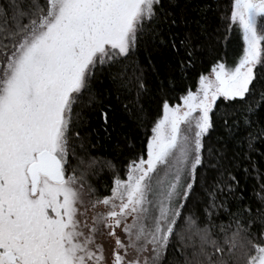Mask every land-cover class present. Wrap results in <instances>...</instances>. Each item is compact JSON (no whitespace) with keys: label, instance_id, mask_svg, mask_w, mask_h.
<instances>
[{"label":"snow or ice","instance_id":"snow-or-ice-1","mask_svg":"<svg viewBox=\"0 0 264 264\" xmlns=\"http://www.w3.org/2000/svg\"><path fill=\"white\" fill-rule=\"evenodd\" d=\"M260 158L264 0H0V264H264Z\"/></svg>","mask_w":264,"mask_h":264},{"label":"trees","instance_id":"trees-1","mask_svg":"<svg viewBox=\"0 0 264 264\" xmlns=\"http://www.w3.org/2000/svg\"><path fill=\"white\" fill-rule=\"evenodd\" d=\"M230 2L231 0H223V4L225 6H230ZM181 3H183V0H181ZM192 15L195 16V13H192ZM193 28H195V25H193ZM242 43V35L240 34L239 29L237 27L229 34L228 41L222 42L219 45L217 51L205 59L203 65H198L197 70L189 74V78L183 81L181 89L186 90L188 88H191L192 90H195L199 73L204 72L206 74L210 70L211 65L216 60H223L226 61L228 64H233L239 58V55L242 51ZM139 55L140 58L143 57V50H141V53ZM157 59L160 58L158 57ZM177 102H179V92L175 93L174 97L171 99V103L174 104ZM113 104L117 108V119H126V117L123 116L122 112H120L119 105H117L115 101H113ZM145 109L147 116L149 117L147 128L150 129L151 121L156 118V108L155 105L146 101ZM123 131L129 136V138L132 139L137 149H139L141 141L144 139L145 129L137 127L135 121L129 120ZM101 143L104 142L102 141ZM123 151L125 152V154H127L128 152L127 149H124ZM93 152L101 155H107L108 157L112 158L117 167L121 169V173H123V166L127 163V155H117L116 151H114L110 146L103 149H94ZM258 155L259 153H257V156ZM258 166L260 172L264 174V158H260L258 160ZM94 183L102 194H110L109 190L112 184L111 175L107 173L102 174L99 179L94 181ZM242 185L244 186V195L247 198L254 199V193L259 190V183L257 181L255 173H253V175L250 177L243 178Z\"/></svg>","mask_w":264,"mask_h":264},{"label":"rangeland","instance_id":"rangeland-1","mask_svg":"<svg viewBox=\"0 0 264 264\" xmlns=\"http://www.w3.org/2000/svg\"><path fill=\"white\" fill-rule=\"evenodd\" d=\"M196 89V88H195ZM193 91H195V90H193ZM174 104H176V103H174Z\"/></svg>","mask_w":264,"mask_h":264}]
</instances>
